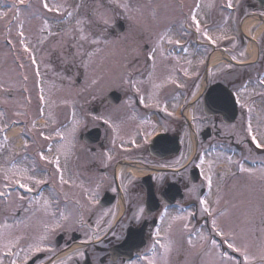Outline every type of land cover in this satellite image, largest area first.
Returning <instances> with one entry per match:
<instances>
[{
  "label": "flooded vegetation",
  "instance_id": "flooded-vegetation-1",
  "mask_svg": "<svg viewBox=\"0 0 264 264\" xmlns=\"http://www.w3.org/2000/svg\"><path fill=\"white\" fill-rule=\"evenodd\" d=\"M242 2L251 11L264 14V6L261 7L255 0ZM197 4L192 12L197 13L201 27L207 28L209 35L216 40L215 44L195 31L190 19L192 12L183 15L184 24H178L180 28L176 33L159 37L158 32H154L156 37L144 46L143 52L134 41L132 50L128 52L133 57L125 58L127 46L125 48L124 43L127 41H123L117 64L116 87L109 89V92H118V103H110L107 92L100 90L95 101L90 102L89 98L71 116L70 123L76 125L80 118L85 130L78 139H73L68 158L59 155L60 170L73 172L70 185L74 192L83 189L82 182L85 188L95 186L98 195L94 203L99 207L105 193L113 196L114 201L98 208L103 215L108 213L103 220H93L94 214H91L87 220H65L59 225L57 236L61 238L54 246L51 264L149 262L159 236V224L154 225V218L163 206L156 213H147V184L152 187L153 194L160 198L167 184L175 182L179 188L178 202L190 203L195 200L192 195L197 184L191 183L190 173L194 167L192 161L200 160V155L196 154L192 159L191 137L195 135L200 144L207 126L213 124L212 130L220 122L219 117L207 116L205 112L206 86L223 79L219 66L208 71L209 59L212 53L223 50L224 43L232 47V43L219 36L224 27L231 31L238 27L233 20L226 24L219 23L214 17L210 20L206 14V4ZM133 36L137 38L135 33ZM177 41L183 44L184 53L166 54L167 46ZM226 52L230 54V59L239 57L235 51ZM262 57L264 59V50L259 51V58ZM230 64L223 81L236 88L240 81L238 63ZM255 77L260 80L258 74ZM244 99H248V94ZM182 101L185 102L184 113L179 114L178 107ZM191 110L195 112L193 118L190 116ZM211 120L214 121L208 123ZM93 128H99L101 137L94 143H88L81 135ZM114 130H117L116 136ZM156 133L170 136L172 145L167 147H174L175 150L179 145L178 152L155 156L150 139ZM123 167H128L126 173L120 172ZM134 168L138 172L133 171ZM34 185L32 181L29 187L32 189ZM90 208L85 207L83 214H87ZM97 221L100 222L99 226ZM108 221H111V228ZM128 231L134 232L129 241L126 240ZM131 254L135 256L132 261L128 259Z\"/></svg>",
  "mask_w": 264,
  "mask_h": 264
},
{
  "label": "rangeland",
  "instance_id": "rangeland-1",
  "mask_svg": "<svg viewBox=\"0 0 264 264\" xmlns=\"http://www.w3.org/2000/svg\"><path fill=\"white\" fill-rule=\"evenodd\" d=\"M43 2L44 0H0L1 74H5L4 67L8 65L9 58L10 60H15V58L17 60V57H19V60L28 66L26 68V71L29 72L28 76L31 74L30 69L36 76H38V71L40 72L39 79L45 82V90L50 103L53 101L54 96L63 88H60L62 85L60 81H62L65 84L63 89H72V95L68 96L67 93H64V98L62 96L63 93H60L61 95L58 97L60 104L64 100L62 106L64 110L68 109L67 111H70L72 106L74 109L75 104L77 106L84 104L89 98L91 99L90 102L95 101L98 98L97 95L100 88L103 92H106L110 87L116 85L115 76L113 75L117 70L116 61L121 38L118 35L111 36L109 32L114 28V24L119 18H124L127 26L129 25L132 30L143 32L151 28L156 33L157 29H160L159 23L155 22V19L154 22L149 20L150 9L154 8V4H158L156 0H47L51 6H59V12L44 10L42 7ZM160 6H163V3ZM33 11L34 15H29ZM68 12H72L73 15L69 17L67 15ZM220 14L218 11L215 12V15ZM222 16H225L224 13H222ZM21 20L23 21L21 22ZM77 21L81 23L78 24ZM21 30L24 32L23 39L25 44L35 51H24V47L19 43ZM81 35L85 39H81ZM127 36L131 41L129 42L130 44L135 43V38L132 34L128 33ZM3 37L10 39L12 49L3 44ZM93 40L97 41V43H93ZM143 43L144 41L141 42V46ZM234 50L240 53L244 50L240 41L236 42ZM32 56L35 57V64L31 62ZM246 69L250 72L251 69L252 71H257L258 66H252L251 64H247L245 67L240 66V72ZM8 71V77H10L14 70L9 68ZM65 74L67 75L65 76ZM36 76L34 77L36 78ZM79 78L81 83L77 82ZM98 78H102L104 81L100 82L101 85L97 81ZM0 82H3L0 87L4 89L0 92V105L5 106L7 92L12 93L10 90H5V87L8 88L11 84L5 83L2 78ZM14 85L18 86L20 90L24 88L20 73L19 84L15 83ZM248 89L249 92L244 89L238 93L240 105L245 104L249 108L242 110L241 117L236 124L224 125L220 123L216 128L219 135L218 138L229 141L228 143L234 144L235 147L238 146V151L227 152L225 150L207 148L208 152L206 157L203 158L205 163L203 164L202 175L210 192L202 200L205 201L203 205L207 217L209 220L216 221L215 226L211 222L214 229L223 230L224 233L232 232L238 245L246 243L249 246L250 259L247 264H264V260L261 259V256L264 255V166L250 167L245 161L241 160V158H245L248 155L254 157H257L258 154L260 155L261 148L256 147L251 135H256L258 141L264 142V91L262 88L254 87L251 83ZM248 93L254 100L251 98L244 99ZM243 99L246 101L245 103ZM250 99L252 101L251 104L249 103ZM12 103H17L15 108L19 107L18 102L12 101ZM54 106H56V103L53 101L49 109ZM252 109H254L253 112ZM45 112L46 119L50 121L48 122L55 126L54 129L52 128L53 130L48 131V134L54 133L56 135V132H58L56 127L62 118H58L55 111L51 112L46 109ZM3 116L0 112V137L4 136L2 134L4 131ZM248 117L251 119L252 134L247 132V127L244 124L245 119ZM17 118L21 117L17 115L11 116L8 122L16 121L18 120ZM77 124L79 125L80 122ZM72 130L73 127L70 126V128L63 129L61 134L67 137L72 136ZM44 135H47V131H44ZM241 165L246 171L240 170ZM247 169H251V171H247ZM17 170H20V167L10 170L6 166L5 157L0 158V188L9 181L7 180V173L11 174L12 177L10 183L14 181L12 179L22 178L21 173ZM209 177L212 181L211 185L208 183ZM63 194L65 195L66 193ZM39 197L30 198L32 201L29 202L28 208L25 210L27 220L22 223H19V221L13 223L9 220L20 219H16L15 214L21 208V198L23 197L19 193L11 196L16 208L14 209V216H10V199L8 198V201H6L5 195L0 196V264H5L6 259L11 256L9 252H14L17 249L18 253L12 255L13 261L21 257L24 259L25 252L32 245L39 244L42 248L46 250L49 248L50 252H52L53 232L56 229V225L59 222L68 220L63 219L61 214L64 217L68 215L64 212H61V214L52 212V204H50V199L46 194L42 196L44 198ZM221 205L223 207L219 208ZM188 214H181L174 210L168 216L169 220L173 219L185 224L184 230L177 227L175 223L171 225L170 229L172 234L180 232V239L186 243L182 247H174L171 257L158 258L153 255L152 260L158 264H168L169 262V264H202L199 261V252L201 251V241L205 239V233L203 230L197 232L195 240H198L199 243L196 244H193L194 240L191 237L185 238L188 224H193V221L189 220ZM221 216L227 220L219 218ZM231 218L238 219V223L236 222L237 220H231ZM96 220L98 219L96 218ZM99 220H103V218ZM235 223H237V229H235ZM15 235L18 238L21 236V239L15 241ZM11 236H13V240L10 242L8 238ZM25 236H27V243L24 240ZM42 238L44 240L41 241ZM224 238H226L225 235ZM189 239L192 241L191 244L187 242ZM229 241H232L231 236ZM210 251L209 257L212 258L214 256L216 258L217 254L214 246L210 248ZM5 254L8 257H5ZM34 254L30 253L28 259ZM208 261H211V264H229L228 260L226 263L223 261L218 262V258L216 259L217 262ZM237 261L238 264H246L244 260L239 262V259H237Z\"/></svg>",
  "mask_w": 264,
  "mask_h": 264
},
{
  "label": "snow or ice",
  "instance_id": "snow-or-ice-1",
  "mask_svg": "<svg viewBox=\"0 0 264 264\" xmlns=\"http://www.w3.org/2000/svg\"><path fill=\"white\" fill-rule=\"evenodd\" d=\"M226 6H227L228 8H232V7H233L231 0H228V3H227ZM42 7H43L44 10L49 11V12H59V10H60L59 6H57V7H53V6H51V5L47 2V0H44V2H43V4H42ZM77 7H79V5H77ZM125 7H126V6H125ZM196 7L199 8L200 5L197 4ZM67 15H68L69 17H71V16L73 15V13H72V12H68ZM190 19H191V22L193 23L194 28H195V31H196L197 33H200L202 36H204L206 39H208L212 44H215V43H216V40L213 39V37L209 35L207 28H202V27H201V21L197 18V13H196L195 11H193V12L191 13ZM77 23L79 24V23H81V22H80V21H77ZM21 27H22V26H21ZM19 36L21 37L19 43L24 47V51H25V52H29L30 49H29V47L25 44V41H24V39H23V37H24V32H23V30L20 31ZM81 39H85V37H84L83 35H81ZM92 42H93V43H97V41H95V40H93ZM178 43H179V42L177 41V44H178ZM185 50H186V49H185ZM153 51H155V50H153ZM89 55H91V53H89ZM149 55H150V58H151V55H152V54L150 53ZM232 59H235V57H232ZM31 62H32L33 64L36 63V60H35V57H34V56L31 57ZM20 67H23V65H20ZM185 75H187V72H186V71H185ZM24 79L26 80L27 77H24ZM261 84L264 85V81H261ZM193 95H195V93H193ZM41 99H43V97H41ZM245 106H246L245 104H241V107H245ZM249 111H251V109H249ZM74 130H75V129H73V131H74ZM247 132H248L249 134H252V133H253L252 124H251L250 121H249V123H248V125H247ZM57 135H58V136H61L62 134L59 133V132H57ZM251 139H252V141L255 143V145H256L257 148H264V142H260V141H258L256 135H251ZM49 151H52V146H51V145H49ZM57 151L59 152V149H57ZM40 158L43 159V160H47V159H48L47 157H45V156L43 155V153L40 154ZM229 159H230V158H229ZM49 162H50V163H54L55 166H56L57 171L60 172V160H59V156H57L54 160L49 161ZM240 170H241V171H246V169H244L242 165H241ZM17 171L20 172V173H22V174H24L26 179H28V180H34V182H35L36 184H40V183H42V181L35 180V178L32 177V176H27L26 174H27V172H28V169H20V170H17ZM247 171H251V169H247ZM61 180H63V174H62V172H61ZM211 182H212V181H211V178L209 177V178H208V183H209V185H211ZM15 183L18 184L20 188L27 189L29 192L32 191V189L29 187V185H28L27 183H21V181H20L19 179H17V180L15 181ZM5 187H8V185H5ZM2 195H5V193L0 192V196H2ZM204 203H205V201L202 200V201H201V204H204ZM205 210H207V209H205ZM141 212H143V209H141ZM104 215H108V213L106 212V213H104ZM112 215H113V219H114V213H113ZM61 216H62L63 219H67V217H64V216H63V214H61ZM174 219H175V218H174ZM99 223H100V222L97 221L98 226H99ZM212 223H213L214 226L216 225V221H215V220H213ZM111 226H112V225H111V221H108V227L111 228ZM56 227H59V224H58V223H57ZM98 230H99V228H98ZM222 234L225 235V237H226V242H227V237H230V236L232 237V241H231V242H227V248H228V249H233L235 252H239V253H241V256L243 257V260H244V261L246 262V264H247V262H248L249 259H250V255H249V251H248V247H249V246H248L246 243H242V244H239V245H238V244L236 243L235 236H234V234H233L232 232H227V233H222ZM157 235H159V231H157ZM188 243L191 244L192 241L189 240ZM212 244H213L214 246H217V247H218V245H217V243H216L215 240L212 241ZM44 250H45V249L42 248L41 246H39V244L29 246V248H28L27 251L25 252L24 264H27V260H28V258H29V254H30V253H31V254H34L35 252H40V251H44ZM222 256H223V258H224L225 260H228V261H229V264H238V261L235 260L234 258L230 257L228 252H223V253H222ZM261 259L264 260V255L261 256ZM13 264H15V261H13Z\"/></svg>",
  "mask_w": 264,
  "mask_h": 264
},
{
  "label": "bare ground",
  "instance_id": "bare-ground-1",
  "mask_svg": "<svg viewBox=\"0 0 264 264\" xmlns=\"http://www.w3.org/2000/svg\"><path fill=\"white\" fill-rule=\"evenodd\" d=\"M248 24V23H247ZM249 25V24H248ZM250 28V26H249ZM263 29V28H262ZM250 52L253 54V48H250ZM17 134V131L16 130H13L12 133H11V136L12 135H16Z\"/></svg>",
  "mask_w": 264,
  "mask_h": 264
}]
</instances>
